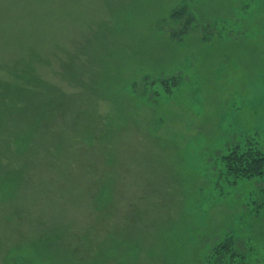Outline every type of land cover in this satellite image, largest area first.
<instances>
[{"label": "rangeland", "instance_id": "obj_1", "mask_svg": "<svg viewBox=\"0 0 264 264\" xmlns=\"http://www.w3.org/2000/svg\"><path fill=\"white\" fill-rule=\"evenodd\" d=\"M0 84V264H261L264 0H0Z\"/></svg>", "mask_w": 264, "mask_h": 264}, {"label": "trees", "instance_id": "obj_2", "mask_svg": "<svg viewBox=\"0 0 264 264\" xmlns=\"http://www.w3.org/2000/svg\"><path fill=\"white\" fill-rule=\"evenodd\" d=\"M170 83L174 85L177 81L175 79H169ZM167 81H163V85ZM2 85L0 84V87ZM167 84L164 86L165 93L172 92V88ZM3 87H1L2 89ZM4 93L6 91L4 90ZM25 140L23 141V145ZM222 175L231 176L233 179L238 178H250V177H264V152L258 148H234L224 156L220 161ZM232 238H226L216 246L211 255H208L206 261L207 264H246V257L240 255L234 247ZM264 264V258L261 261Z\"/></svg>", "mask_w": 264, "mask_h": 264}]
</instances>
